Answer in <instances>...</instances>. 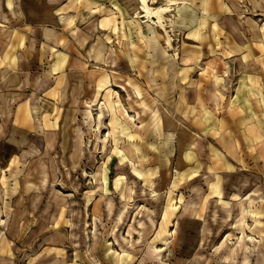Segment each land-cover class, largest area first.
Segmentation results:
<instances>
[{
    "label": "rangeland",
    "instance_id": "rangeland-1",
    "mask_svg": "<svg viewBox=\"0 0 264 264\" xmlns=\"http://www.w3.org/2000/svg\"><path fill=\"white\" fill-rule=\"evenodd\" d=\"M64 1L0 0L8 264H264V0H147L162 24L95 0L57 24ZM33 11L81 62L32 138L13 119L27 79L4 61Z\"/></svg>",
    "mask_w": 264,
    "mask_h": 264
},
{
    "label": "crops",
    "instance_id": "crops-1",
    "mask_svg": "<svg viewBox=\"0 0 264 264\" xmlns=\"http://www.w3.org/2000/svg\"><path fill=\"white\" fill-rule=\"evenodd\" d=\"M94 1H64L59 4L60 7L55 12L54 20L60 24L67 14L74 16L81 14L79 12L82 14L85 12V14L93 17L94 9L97 6ZM36 13V11L28 13L29 22L14 29L16 32L13 35L14 42L12 47L9 46L6 49L5 56L7 59L4 61L8 71L19 77L17 84L20 79L24 80V77L27 79L28 85L23 84L24 89L15 92L19 98L15 102L13 119L15 129L27 133L32 138L38 132L41 133L43 129L46 132H51L53 118L63 114V112L59 113V109H61L58 104L59 99L64 92L69 95L73 91L72 87L75 85L74 67L81 62L71 50L69 51L59 44L60 38L54 34L55 26L41 23L39 19L35 18ZM100 16V27L105 30V25L110 22L109 15L102 14ZM42 31L49 36L47 39L50 43H45ZM66 41L68 40L65 39L63 42ZM15 44L17 45L14 47ZM36 53L38 56L35 60ZM15 55L16 58H12ZM35 72H38V79L35 78ZM96 82L98 83L97 79ZM45 102H49L58 111L46 109ZM39 126H41V131L38 129ZM4 230L5 228L0 229V264H8V261H14V241L4 234ZM56 264H62L61 259L57 258Z\"/></svg>",
    "mask_w": 264,
    "mask_h": 264
},
{
    "label": "bare ground",
    "instance_id": "bare-ground-1",
    "mask_svg": "<svg viewBox=\"0 0 264 264\" xmlns=\"http://www.w3.org/2000/svg\"><path fill=\"white\" fill-rule=\"evenodd\" d=\"M141 4L140 10H142L144 12V15L147 20L152 21L153 23H159L162 24V18H161V14L162 12L166 11V7H160V5L158 7H151L149 4H147V0H138ZM155 1V0H154ZM152 1V3L154 2Z\"/></svg>",
    "mask_w": 264,
    "mask_h": 264
}]
</instances>
